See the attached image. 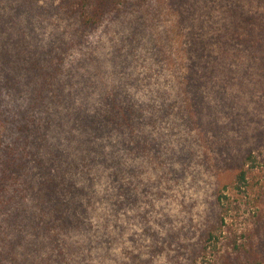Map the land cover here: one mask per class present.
Instances as JSON below:
<instances>
[{
  "label": "rangeland",
  "instance_id": "rangeland-1",
  "mask_svg": "<svg viewBox=\"0 0 264 264\" xmlns=\"http://www.w3.org/2000/svg\"><path fill=\"white\" fill-rule=\"evenodd\" d=\"M117 1L126 6L120 16L81 38L59 12L11 16L16 2L0 0V46L10 58L25 24L30 54L61 45L59 73L81 74L65 86L87 90L75 99L89 111L115 98L138 103L141 116L123 126L124 142L102 165L108 193L97 181L82 223L53 227L52 243L4 260L264 264V0ZM109 135L116 131L103 133L106 143Z\"/></svg>",
  "mask_w": 264,
  "mask_h": 264
},
{
  "label": "trees",
  "instance_id": "trees-1",
  "mask_svg": "<svg viewBox=\"0 0 264 264\" xmlns=\"http://www.w3.org/2000/svg\"><path fill=\"white\" fill-rule=\"evenodd\" d=\"M14 1L11 16L29 12L40 19V14L59 12L81 38L126 8L116 0H58L47 7L37 0ZM24 27L17 31L22 47L16 59L0 46V264H9L4 259L16 248L52 243L53 227L82 223L97 181L102 194L108 193L112 178L102 165L115 158V142H124L123 126L141 119L134 114L138 103H116L115 98L104 105V113L89 111L83 96L75 99L83 89L67 87L81 74L59 73L61 45L47 41L30 54L33 46L25 40ZM112 131L116 135L106 143L103 133ZM28 227L35 232L25 237Z\"/></svg>",
  "mask_w": 264,
  "mask_h": 264
}]
</instances>
